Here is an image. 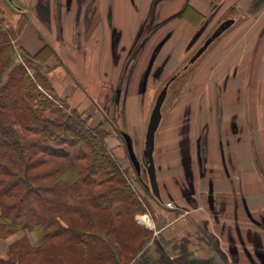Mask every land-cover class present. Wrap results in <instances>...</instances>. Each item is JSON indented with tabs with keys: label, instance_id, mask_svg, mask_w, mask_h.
I'll use <instances>...</instances> for the list:
<instances>
[{
	"label": "rangeland",
	"instance_id": "374dc122",
	"mask_svg": "<svg viewBox=\"0 0 264 264\" xmlns=\"http://www.w3.org/2000/svg\"><path fill=\"white\" fill-rule=\"evenodd\" d=\"M53 1L0 0V24L9 39L4 56L11 64L24 63L31 76L40 71L53 88L52 94L40 85L49 100L79 115L98 136L106 134L103 138L108 152L145 210L135 214L134 222L148 232L138 236L139 242H146L148 254L158 257L154 242L170 257L183 245L188 254L196 251L211 256L212 264H226L213 253L219 243L206 232L201 234L204 221L193 222L200 219L193 212L199 206L211 222L216 221L211 230L222 240L220 246L227 256L231 254V264H264V181L256 171L263 170L264 177V0H141L140 14L125 20V25L129 21L132 26L131 35H125L122 48L115 45L105 52L108 60L103 64L95 57L98 46H91L79 19L73 21V38L66 34L73 23H68L65 13L59 20L52 19L60 5ZM189 9L202 13L192 14L202 19L198 23L196 18L195 27L182 18ZM226 18H234V25L189 64ZM58 21L62 35L57 34V28L52 31V23ZM50 44L56 49L51 58L43 57L46 61L40 63L28 59L52 48ZM174 74L178 76L169 85L155 136L161 205L144 188L148 177L142 152L156 98ZM122 132L132 139L141 164L139 176L128 158ZM203 168L213 172L209 186L199 181ZM229 175H234L236 185L240 180L239 192L242 188L246 192L235 207L231 197L214 196L213 181L231 189ZM186 194L190 198H185ZM221 202L230 207L216 214L215 203ZM165 203L173 207L167 209ZM183 215L190 217L188 223ZM153 220L154 231L159 230L156 236L144 226ZM221 226L223 231H219ZM10 237L0 241V254ZM28 238L36 245L32 234Z\"/></svg>",
	"mask_w": 264,
	"mask_h": 264
},
{
	"label": "trees",
	"instance_id": "16d2710c",
	"mask_svg": "<svg viewBox=\"0 0 264 264\" xmlns=\"http://www.w3.org/2000/svg\"><path fill=\"white\" fill-rule=\"evenodd\" d=\"M6 48L0 24V241L21 233L0 264H188L183 245L173 257L148 254L138 240L148 232L134 222L145 210L106 134L49 100L39 89L53 94L47 77L11 64ZM51 55L45 48L28 59Z\"/></svg>",
	"mask_w": 264,
	"mask_h": 264
},
{
	"label": "crops",
	"instance_id": "0c3cea01",
	"mask_svg": "<svg viewBox=\"0 0 264 264\" xmlns=\"http://www.w3.org/2000/svg\"><path fill=\"white\" fill-rule=\"evenodd\" d=\"M58 1H59L60 5L56 9V11L54 9L52 19H54V20L58 19L59 20L62 17L61 16L62 13H65L64 16H66L68 23L69 24L73 23L71 26L68 25V30L66 32V34H69V37H71V38H73L72 35H75V33H76V31H73V29L75 28V24L73 21H74V19H79L82 23V25H81L82 28L81 27L80 28L82 29L83 34H85V33L88 34L87 38H88V41L90 44L92 41L91 46H94L93 48H95L96 45L98 46L97 51L99 53H98V55H95V57L99 58L100 64L101 63L103 64V62H106L108 60V55H107V53H105L106 51H112L113 46H115V45L122 48V46L126 43L125 42V35H131L130 32L132 33V26H130L129 21H128V26H127V24L125 25V20H129V19L131 20L135 14H138V15L140 14V11H139L140 5H141L140 2H142L141 0H58ZM152 1L153 0H143V2H145V3L152 2ZM53 2H55V0ZM189 11L186 10V12L182 16V18L185 21H189V23L193 27H195L198 25V23L200 21H202V19L199 20L197 16L194 17V16H192V14L194 13V15L195 14L196 15H198V14L202 15V13L200 11L195 12L192 9L191 10L189 9ZM54 13H56V14H54ZM196 20L198 21V23H196ZM35 26L39 30L38 33L39 32L41 33L39 26H37V25H35ZM41 26L42 25H40V27ZM51 27L53 28L52 31L54 30V28H57L56 32L58 35L64 34L63 29H62L63 27H62V24L60 21H58V23H52ZM77 33H79V32H77ZM41 34L43 35V33H41ZM54 34L56 35L55 31H54ZM40 41H42V39H40V37L37 38V43L39 45H40ZM68 41H70V40H68ZM58 42L60 44H62V40H59ZM51 47L52 48H50V51L53 53L56 49L53 45H51ZM40 50H41V48H40ZM52 55H51V57H52ZM51 57H49V58H51ZM243 177L245 178L244 175H243ZM228 178H231V180L235 181L234 175L233 176L229 175ZM215 184L216 183L213 181V187L215 188V192H214L215 196L217 195V193L218 194H225V198L229 199V197H230L229 194L231 193V189L228 191V190H225L224 188H222L225 185V183H222L223 184L222 187H221V185L216 186ZM229 186L231 188L230 184H229ZM232 186H233V184H232ZM218 187H220V189H218ZM234 187L236 188V190H238L237 189L238 185L235 184ZM243 191L244 190L242 188V190H241L242 195H243ZM247 196H248V194H247ZM225 206L227 208H229L230 204L228 203ZM249 208H252V207L249 206ZM202 211H203V213H202ZM208 211H209V209H208ZM193 212L196 214L195 218H198V217L200 218L199 220L193 219V222H197V224H198V223L204 221L201 224H205L206 230L211 235H213V239L215 240V242L214 241L213 242L216 243V241H217L219 243V245L214 247L216 249H213L214 250L213 253H215L216 257L222 263L225 262L226 264H231V258H230L231 254L228 253V256H227L225 251L220 246L222 240L220 238H218V236L211 230V226L213 225V222L215 224L216 221L212 219V222H211V220H209L208 216L206 215L207 212L202 210V208H200L199 206H197ZM233 212H234V208H233ZM250 212H251V210H250ZM187 214H190V213H187ZM182 217L185 221H187L186 223H188L190 221L189 216L183 215ZM175 221L176 220H174V222ZM154 223H155V221L153 220L151 222L145 223L144 226L147 228H150L155 233V236H156L157 233L159 232V230H158V232H157V230L154 231L156 228L154 226L155 225ZM192 227L194 228L195 226L192 225ZM15 236H16L15 239L10 240V238H14ZM10 238L8 240H6V242H7L6 250L4 251V253H2L3 255L0 254V259L6 258V252H7L8 245L11 244L17 238H19V236L14 235ZM200 240L205 242L203 239H200ZM234 243H237V242L234 241ZM206 244L209 246V244L207 242H206ZM207 245H205L206 248H208ZM190 253H189L190 255H189V259H188V264H212V260H211L212 258H210L211 256L206 257L205 255L198 254V252H196V251H193ZM233 255H234V252H233Z\"/></svg>",
	"mask_w": 264,
	"mask_h": 264
},
{
	"label": "water",
	"instance_id": "95a60500",
	"mask_svg": "<svg viewBox=\"0 0 264 264\" xmlns=\"http://www.w3.org/2000/svg\"><path fill=\"white\" fill-rule=\"evenodd\" d=\"M233 24V20H228L223 22L213 33L212 35L205 41L203 46L198 49V51L193 55L190 59V63H193L209 46V44L214 41L217 37H219L225 30H227ZM169 82L163 87V89L158 94L154 107L150 113L149 121L146 127V133L144 138V149L142 152V166L144 167L147 177L148 184H144L146 190H150L153 197L161 202V195L159 191V185L157 181L156 167L154 163V150H155V135L159 128L162 119V105L167 95V88ZM120 136L123 138L125 142V147L127 151L128 158L130 163L134 167L136 174L140 175L141 164L136 158L133 150V144L130 136L126 133H120ZM160 250H162L161 246L157 244Z\"/></svg>",
	"mask_w": 264,
	"mask_h": 264
},
{
	"label": "flooded vegetation",
	"instance_id": "af4514ba",
	"mask_svg": "<svg viewBox=\"0 0 264 264\" xmlns=\"http://www.w3.org/2000/svg\"><path fill=\"white\" fill-rule=\"evenodd\" d=\"M228 20H233V24H232L231 26L234 25V23H235V19H234V18H228V19L226 18V19H224V20H222V21H220V22L218 23V25L212 30V32L210 33V35L208 36V38L212 35V33H213V32H214V31H215V30H216V29H217V28H218L223 22L228 21ZM231 26H230V27H231ZM230 27H229V28H230ZM229 28H228V29H229ZM228 29H227V30H228ZM227 30H225L222 34H224ZM222 34H221V35H222ZM221 35H220V36H221ZM220 36H219V37H220ZM219 37H217V38H219ZM208 38H207V39H208ZM217 38H216V39H217ZM207 39H206V40H207ZM216 39H215V40H216ZM215 40H214V41H215ZM214 41H212L209 45H211ZM204 43H205V42H204ZM200 56H201V55H200ZM200 56H199V57H200ZM192 57H193V56H192ZM192 57H191V58H192ZM199 57H198V58H199ZM191 58H190V59H191ZM198 58H197V59H198ZM197 59H196L194 62H196ZM189 61H190V60H189ZM194 62H193V63H194ZM193 63H190V62H189V64H193ZM187 67H188V65L185 66V69H187ZM182 70H183V69H182ZM177 76H178V74H174L172 77H170V78L167 80V83L169 82V85H170V83H171L174 79H176ZM165 85H166V84H165ZM169 85H168V88H169ZM168 88H167V92H168ZM161 113H162V110H161ZM161 120H162V119H161ZM204 153H205V152H204ZM202 157H203V156H202ZM199 162H201V161H200V157H199ZM202 162H203V164H204V163H205V159L202 160ZM203 164H201V166H202ZM256 171H257V174H258L260 180L263 182V181H264L263 172H262L263 170L261 171V170H257V169H256ZM199 176H201V177H199V179H200L199 181L203 182L204 184H205L206 182H208L207 184L209 185V184H211V178L213 177V172H209V171H207L206 169L203 168V171H202L201 173L199 172ZM205 177H206L207 180L205 179ZM202 178H203V179H202ZM228 179H229V178H228ZM232 184H233V186H232ZM235 184H236L235 181L230 180V185H231V193H230L231 195H230V197L234 200V202L232 203V206H233V207H235L236 200H237V199H240L241 197H243L242 194H241V191H240V192H239V190H238V191H237V190L235 191V189H236V188L234 187ZM239 184L241 185L240 180L237 181L238 188L240 189ZM241 190H242V189H241ZM237 192H238V193H237ZM236 193H237V194H236ZM189 195H190V193H189ZM189 195L186 194V195H185V198H187V199L190 198ZM239 195H240V196H239ZM214 196H215V194H214ZM216 196H217V195H216ZM218 197H219V196H218ZM223 198H224V197H223ZM190 202H191V201H190ZM225 205H226V203H224V202H221V203L217 204V206H216V203H215V207L217 208L216 214L223 213V211H224V209H225V207H226ZM216 220H217V219H216ZM201 225H202V224H201ZM200 228H201V227H199V229H200ZM199 229H198V230H199ZM201 229H202L203 231H201ZM201 229H200V231H201V234H202V235L206 232V233L208 234V236H210L211 238H213V235H211V234L206 230V228H205V224L202 226ZM223 229H224V228H222V226H221V230H219V231H223ZM206 240H207V239H206ZM213 240H214V239H213ZM214 242H215V241H214ZM216 243H218V242L216 241ZM233 243H234V241H233ZM233 249H234V247H233ZM234 253H235V251H234Z\"/></svg>",
	"mask_w": 264,
	"mask_h": 264
},
{
	"label": "built area",
	"instance_id": "2783aa9c",
	"mask_svg": "<svg viewBox=\"0 0 264 264\" xmlns=\"http://www.w3.org/2000/svg\"><path fill=\"white\" fill-rule=\"evenodd\" d=\"M166 207L168 208V209H171L173 206H172V203H166Z\"/></svg>",
	"mask_w": 264,
	"mask_h": 264
}]
</instances>
